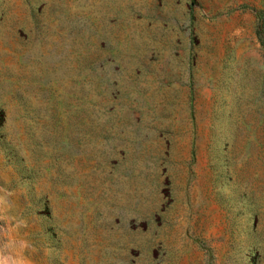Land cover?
<instances>
[{
  "label": "rangeland",
  "instance_id": "obj_1",
  "mask_svg": "<svg viewBox=\"0 0 264 264\" xmlns=\"http://www.w3.org/2000/svg\"><path fill=\"white\" fill-rule=\"evenodd\" d=\"M0 198L30 264H264V0H0Z\"/></svg>",
  "mask_w": 264,
  "mask_h": 264
},
{
  "label": "clouds",
  "instance_id": "obj_2",
  "mask_svg": "<svg viewBox=\"0 0 264 264\" xmlns=\"http://www.w3.org/2000/svg\"><path fill=\"white\" fill-rule=\"evenodd\" d=\"M0 203H3V199L0 198ZM0 211H2V209H0ZM5 217L3 215H0V219H4ZM15 228H18L19 225H15ZM22 244V248H27L28 245L26 242H21ZM0 264H30V262H28L25 259H14L11 258L10 256H7L3 253V250H0Z\"/></svg>",
  "mask_w": 264,
  "mask_h": 264
}]
</instances>
